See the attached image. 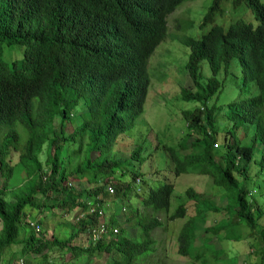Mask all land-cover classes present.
<instances>
[{
  "label": "trees",
  "instance_id": "trees-1",
  "mask_svg": "<svg viewBox=\"0 0 264 264\" xmlns=\"http://www.w3.org/2000/svg\"><path fill=\"white\" fill-rule=\"evenodd\" d=\"M181 1L0 0V264H52L47 250L53 247H58L60 255L69 254L67 260L102 251L106 256L103 264H163L157 256L149 259L154 251L150 232L162 223L156 213L167 210L173 183L165 180L147 186L138 194L143 209L138 211L127 204L126 193L135 188L134 179L141 174L139 162L133 167L107 155L117 135L129 129L143 111L149 83L148 56L165 36L167 14ZM221 1L210 0L201 17L210 25L199 36L181 38L189 48L185 69L193 87H181L180 97L197 102L181 110L184 137L197 135L189 143L182 140L167 149L175 174L186 171V164L197 163L195 171L209 174L227 194L224 208L228 217L204 229L223 230L232 239L239 236L238 224H245L250 233L256 231L258 235L252 252L257 264H264V227L255 230L263 210L245 186L255 148L259 156L253 160L264 173V0H231L232 6H247L255 24L238 19L226 27L212 22L214 14L221 12ZM13 43L23 46L22 55L7 62L1 54L4 46ZM233 56L240 66L241 85L238 97L226 105L227 116L233 130L252 127L251 141L245 143L233 131L228 135L224 132L219 162L212 154L218 137L216 106L207 101L220 87L217 72L226 70ZM202 59L210 70L206 78L201 76ZM250 82L256 92H250ZM66 123L72 124L69 132H65ZM44 143L46 167L42 168L38 153ZM188 146L190 152H178ZM62 147L67 149L65 158L59 157ZM91 151L96 155L91 156ZM140 151V147H133L129 159L140 161ZM10 152H16L14 163L10 162ZM120 165L124 168L115 173ZM16 168L22 172L17 184L11 183ZM69 179L93 185L75 187L68 184ZM120 180L123 183L113 184ZM108 185L112 192H108ZM185 193L193 200L195 216L202 219L203 212L212 206L204 205L198 213L196 205L205 202L207 195L191 187ZM35 194H53L54 206L63 212L75 210L76 227L67 237H42L32 229L24 234V208L41 206ZM108 195L110 213L104 202ZM89 196L94 208L79 217L88 207ZM122 202L135 211L141 238L128 236L119 227L108 239L72 243L76 235L87 234L99 222L117 227L115 213ZM185 213L186 205L178 203L167 218ZM194 217L182 223L176 242L179 254L198 259L202 251L189 250ZM12 243L19 247L4 257Z\"/></svg>",
  "mask_w": 264,
  "mask_h": 264
},
{
  "label": "rangeland",
  "instance_id": "rangeland-1",
  "mask_svg": "<svg viewBox=\"0 0 264 264\" xmlns=\"http://www.w3.org/2000/svg\"><path fill=\"white\" fill-rule=\"evenodd\" d=\"M209 3L210 0H183L167 14L165 36L156 44L147 59L146 68L149 75V83L144 99L143 111L136 116L133 125L129 129L117 135L107 156L119 158L124 165L130 163L133 167H136L139 162L138 170L141 172L138 175L139 181L135 182L134 179L135 188L133 186L134 189H130L126 193L127 204L130 203L135 206L138 211H143L138 194L144 191L147 186L154 187L165 180L173 183L167 210H159L156 213V216L162 223L154 227L150 232V237L153 240L151 245L154 247V251L149 259L157 256L163 261V264H257V259L252 252L253 248L258 244L256 231L250 233L249 228L245 224L239 223L237 226L239 236L230 239L224 235L223 230L215 232L210 228L209 230L204 229V227L211 226L217 221H222L228 217L227 211L224 208L227 194L223 191L222 187L212 182L209 174H200L195 171L197 163H188L186 164V171L175 174L174 161L169 156L167 149V146L174 147L182 140L185 143H189L197 135L190 133V135L184 137L186 125L181 110L193 107L197 102L180 97L181 87H193L192 81L185 69V61L189 48L181 41V38L183 36L197 37L200 32L210 25L209 21H201V17ZM220 6L221 12L214 14L212 22L221 24L223 27L238 19L255 24L252 12L243 3L232 6L231 0H222ZM22 49L23 46L17 43L4 46L1 54L2 59L7 62L14 57L20 59ZM200 71L202 78L210 75V70L205 59L200 60ZM216 76L220 79V87L208 99L207 103L208 105L214 104L216 106L214 126L216 127V136L218 137L215 140L217 143L215 145L212 144V154L215 160L221 162L219 155L223 150L222 138L224 132L228 135L230 131H233L234 135L240 136L241 141L250 143L252 127L239 126L233 130L231 121L227 116L226 105L230 100L238 97L239 86L241 85V71L237 58L233 56L226 70L221 68ZM248 85L251 88L250 92H256V87L253 83L250 82ZM71 125V123H66L65 132L71 130ZM136 146L140 147L141 150L140 161L129 159L131 149ZM190 150L191 148L188 146L179 149L178 152L188 153ZM258 154L259 151L255 148L252 160L248 164L250 178L245 182L246 188L250 190L263 210L258 227L255 230H258L259 227H264V173L258 171L257 163L253 160L259 156ZM66 155L67 149L62 147L59 157L65 158ZM95 155L96 151H91V156ZM45 156L46 144L44 143L41 151L38 153L42 168L46 167ZM9 159L11 163H14L17 159L16 152H10ZM124 165L116 168L115 173L120 168H124ZM21 175L22 172L19 173L16 168L11 177V183H19L22 178ZM69 181L71 182L70 185L75 187L93 185V182L88 181L84 182L72 179H69ZM117 183L123 182L121 180L113 182V184ZM187 187H191L199 194L207 195L208 197L205 202L199 200L202 203L196 205L198 213V210L203 208L204 205L208 204L215 207L207 208L203 212L204 217L202 219L199 215L195 216L194 205L192 204L193 200L185 193ZM5 197L10 196L9 194H5ZM88 198L91 199V196ZM35 199L41 204L40 208L31 206L24 208V212L26 213V220L23 225L25 235L29 229H32L36 235L42 237L55 235L58 238H65L70 231L74 230L76 227L75 210L63 212L60 207L54 206L55 198L53 194L49 197L35 194ZM104 199L105 206H108L110 213L112 210L110 195ZM178 203L186 205L185 215L168 219L167 214L171 213ZM121 205V208L115 213V217L118 220L117 228L121 227L128 236L141 238V233L135 220V211L129 210L125 202H122ZM87 211L86 208L83 213ZM127 216L129 217L128 219L126 218ZM189 216H195L192 223L193 228L195 227L192 229L194 239L192 246L191 243L189 244V250L192 247L193 249L197 248L196 250L202 251L198 259L191 257L192 255H181L177 252L176 235L182 223ZM30 222H33V225ZM110 236L112 235L107 233L102 239H108ZM88 242L89 238L85 232L79 233L72 239V243L76 244H87ZM18 247V243L10 244L9 249L5 250L3 256L7 257L11 249L14 250ZM47 251H49L51 258H53L51 260L52 264H103L106 258L104 252L97 251L88 258L78 257L67 260L69 254L63 253L60 255L58 247L50 248ZM65 260L67 261L65 262ZM19 261H21V257ZM1 264H4V261Z\"/></svg>",
  "mask_w": 264,
  "mask_h": 264
},
{
  "label": "built area",
  "instance_id": "built-area-1",
  "mask_svg": "<svg viewBox=\"0 0 264 264\" xmlns=\"http://www.w3.org/2000/svg\"><path fill=\"white\" fill-rule=\"evenodd\" d=\"M214 145H215V143H214ZM138 181H139V178L137 176V177H135V182H138ZM70 183L71 182L68 181L69 185H70ZM107 190H108V192H112L113 191V187L108 185L107 186ZM86 202L88 204L87 210L88 211H92V209L94 207H92L91 199H88ZM122 208H123V206H122ZM82 213H83V211L80 213V215ZM98 213L101 214V209H98ZM30 224L33 225V222H30ZM35 228L37 229V227H35ZM115 232H117V227L116 226L107 227L104 222H99L98 224H96L95 226L90 228V230L87 232V235H88L89 241L94 242L97 238H102L107 233L112 235Z\"/></svg>",
  "mask_w": 264,
  "mask_h": 264
}]
</instances>
